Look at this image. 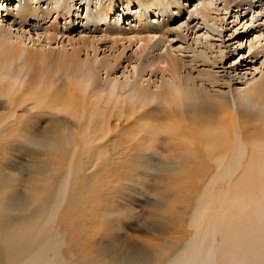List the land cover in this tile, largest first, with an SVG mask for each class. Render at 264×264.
I'll list each match as a JSON object with an SVG mask.
<instances>
[{
    "label": "bare ground",
    "instance_id": "6f19581e",
    "mask_svg": "<svg viewBox=\"0 0 264 264\" xmlns=\"http://www.w3.org/2000/svg\"><path fill=\"white\" fill-rule=\"evenodd\" d=\"M2 1L0 11L7 9L15 19L52 21L47 29L48 43L58 40L60 33L52 25L60 17H79L85 11L92 14L91 7L95 5L97 12L91 15L92 23H105L122 2L45 0L46 4L42 5L41 0H21L13 8L8 4L14 0ZM223 1L227 8L242 7L241 11L245 7L254 9V3L262 2ZM130 2L141 7V13L136 16L138 27L130 32L113 27L115 35L121 34L113 38L115 44L121 38L127 39L130 46L142 42L135 53L138 65L131 80L115 79L111 75L123 59L128 61L126 68L129 67L135 59L132 56L104 58L102 69H98L93 59L82 58L89 39L77 41L72 52L52 54L44 49L24 47L22 40L15 43L5 28L0 27V85L9 81L6 72L10 65L14 64L17 75L14 82L0 88L4 97L0 99V110H5L0 111V134L9 133L8 127L34 113L49 114L53 124L45 129L43 136L35 138V143L51 155L67 156L69 172L63 176L64 186H69L71 181H82L89 165L100 169L120 167L121 158L128 154V161L131 156H146L148 159L130 161L144 170L166 172L200 166L209 175L188 220L195 232L176 264H264V77L242 90L199 86L193 73L204 81L216 82L218 77L210 69L199 68L196 60L173 56L169 50L166 54H154L161 44L167 43L172 32L168 22L174 18L168 15L167 22L157 21L156 25L148 16L154 8L162 16L167 15L170 4L177 1ZM207 3L200 11L206 17L211 10ZM157 33L160 35L155 40ZM21 58L23 62L17 66ZM190 60L194 66L186 69L185 63ZM59 71H64L66 78L58 83L55 77ZM102 71L107 74L105 79L101 77ZM157 71L162 73V79L156 85L151 79ZM20 110L32 114H19ZM56 127L59 131L53 133ZM47 171L34 180L36 190L28 200L11 198L0 204L1 220L11 213L12 221L21 219L24 213L30 215L35 210L37 216L56 176ZM91 177V174L87 176L86 189L79 193L93 192ZM56 204L50 216L58 210ZM0 231L4 243V248L0 246V264H19L26 250L44 242V233L38 225L35 228L27 224L10 230L1 223ZM39 249L28 264H42L46 247ZM106 254L92 255L87 248L82 251L88 264H127L123 257L117 263L113 254ZM133 256L136 264H143V257ZM51 264L66 263L59 252L58 259Z\"/></svg>",
    "mask_w": 264,
    "mask_h": 264
},
{
    "label": "rangeland",
    "instance_id": "374dc122",
    "mask_svg": "<svg viewBox=\"0 0 264 264\" xmlns=\"http://www.w3.org/2000/svg\"><path fill=\"white\" fill-rule=\"evenodd\" d=\"M0 1L1 5L4 1ZM20 1L14 0L8 7L16 8ZM176 1L170 4L167 15L162 16V12L154 8L148 16V20L156 22V25L157 21L167 22L168 15L174 18L168 22L172 32L169 33L167 43L161 44L154 54H166L169 50L173 56L196 60L199 68L210 69L218 77L219 81L216 82L204 81L193 73L199 86L242 90L264 77V0L254 3V9L245 7L242 11V7L227 8L223 0ZM41 3L46 4L45 0H41ZM205 3L211 9L207 17L200 13ZM96 12L93 5L92 14L88 15L85 11L79 17H60L52 25L60 33L58 40L52 43H48L47 30L52 21L23 22L19 17L15 19L10 16L6 9L0 11V27L5 28L15 43L22 40L21 45L24 47L40 51L44 49L43 51L52 54H61L63 50L72 52L77 41L89 39L88 46L81 53L82 58L93 59L94 66L98 69H102L104 58L109 59L114 55L135 58L142 42H135L130 46L127 39L121 38L115 44L114 38L121 34L115 35L113 27L117 26V30L126 32L137 28L136 16L141 13L139 4L122 0L105 23H92L91 15L93 17ZM159 35L157 33L155 40ZM22 62L23 58L16 65L19 66ZM127 64L128 61L123 59L122 65L112 72V78L124 80L129 77L131 80L138 61L133 59L132 64L126 68ZM185 64L186 69L194 66L192 60ZM14 68L13 64L6 70L9 81H4L0 88L4 89L15 81L17 75ZM157 73L151 79L156 85L162 79V73ZM101 77H107L105 71L101 72ZM65 78L64 71L56 72L55 79L59 80L58 83ZM167 78L170 79L169 74ZM3 98L0 95V99ZM3 110L0 111L4 112ZM23 113L25 112L20 110L19 114ZM31 114L32 112L25 113ZM49 116L34 113L26 120L8 127L9 133L0 134V204L11 198L21 202L28 200L36 190L33 182L40 179L47 170L51 175L52 172L56 174L50 190L44 195L46 199L42 200L37 216L35 210L30 215L24 213L21 219L14 221L12 213L6 214L5 219H0V224H6L10 230H18L22 225L29 224L35 228L40 226L44 233L43 244L26 250L17 263L28 264L43 246L46 251L42 264L55 262L59 252L66 264H88L82 256V251L86 248L92 255L110 252L117 263L123 257L122 260L127 264H136L133 256L136 254H139L137 259L143 257V264L178 263V258L187 249L195 232L188 220L197 198L206 187L209 172L201 170L200 166L166 172L144 170L130 161L148 158L135 155L128 161V154L121 158L123 162L120 161V167L104 166L100 169L89 165L82 181H71L69 186H64L63 176H68L69 172L67 156L51 155L35 143V138L43 136L45 129L53 124ZM17 125L19 127L15 129ZM52 131H59V127ZM90 174L94 184L93 192L89 195L79 193L78 191L86 189V178ZM55 203L58 210L50 216ZM1 235L0 231V246L4 248Z\"/></svg>",
    "mask_w": 264,
    "mask_h": 264
}]
</instances>
